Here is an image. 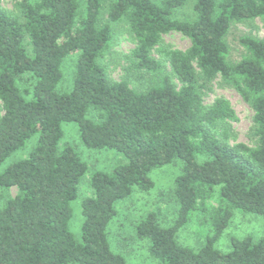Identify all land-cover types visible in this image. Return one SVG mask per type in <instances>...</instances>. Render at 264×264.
<instances>
[{
	"label": "trees",
	"instance_id": "16d2710c",
	"mask_svg": "<svg viewBox=\"0 0 264 264\" xmlns=\"http://www.w3.org/2000/svg\"><path fill=\"white\" fill-rule=\"evenodd\" d=\"M18 1L16 14L0 0V165L39 139L28 158L0 174L2 189H17L0 207V264H128L108 237L116 205L135 187L153 189L150 172L176 160L183 163L173 192L177 220L163 227L150 212L135 227L151 256L159 264H264V237L233 238L228 253L215 248L235 210L264 217V39L242 36L238 62L230 61L227 40L234 24L264 21V0ZM190 4L192 13L179 18ZM116 23L128 24L136 41L125 56L130 68L159 76L145 90L113 80L102 63ZM172 32L191 46L166 45ZM73 54L72 87L60 91ZM218 78L253 109L254 147L231 144L238 117L229 101L205 104L207 85ZM64 123L78 125L89 149L127 161L91 176L81 241L69 230L71 203L89 168L74 147L60 146ZM197 212L209 215L213 231L196 251L178 235Z\"/></svg>",
	"mask_w": 264,
	"mask_h": 264
},
{
	"label": "rangeland",
	"instance_id": "374dc122",
	"mask_svg": "<svg viewBox=\"0 0 264 264\" xmlns=\"http://www.w3.org/2000/svg\"><path fill=\"white\" fill-rule=\"evenodd\" d=\"M30 1L34 2L35 0ZM18 2V0H4L3 6L9 11L19 14L21 11ZM80 2L82 7H84L85 0H80ZM191 13L192 5L190 4L178 13V17L185 18L186 15ZM104 20L107 21L106 16ZM112 27L114 29L113 46L103 58L102 63L113 80H126L132 88L138 91L145 90L153 85L159 76L130 68L125 56L136 47L135 38L126 23H116ZM244 35H252L264 39V21L258 19L233 25L227 37L230 46L229 59L232 62L240 61L245 55V50L239 42V39ZM164 41L166 45L182 51L187 50L191 46L190 39L176 32L165 35ZM77 56V54H73L66 60L64 79L59 85L60 91H68L72 87ZM219 98L229 101L238 117V121L230 122L232 128L231 144L243 143L254 147L257 144V138L254 135L255 113L251 106L243 100L235 88L223 83L220 78L207 85L204 92V101L206 105H211ZM3 114L4 111L0 101V117ZM62 128L64 137L60 146L69 145L74 147L89 168L87 175L78 186L77 199L71 203L73 215L70 220L69 230L78 241H81V230L84 222L82 203L87 197L93 196V191L90 187L91 176L96 172L109 173L116 166L126 164L127 161L123 155L115 151L95 150L86 147L81 141L79 127L76 123H64ZM38 139L39 136L29 139L24 148L12 154L0 165V174L12 163L28 158L32 150L37 146ZM182 167V161L176 160L170 165L152 170L149 178L154 183L153 189L142 191L135 187L130 198L117 203L118 214L108 226V237L112 250L117 254L123 255L128 264H159L150 254V242L139 239L136 235L135 227L150 212L157 214L159 223L163 227H169L177 220V204L175 203L173 192L175 180L182 174ZM16 193L17 189L15 188L7 192L0 187V207L8 197H14ZM218 204L219 199L216 194L210 200L209 207H217ZM210 222L208 214L204 212L195 213L188 225L179 232V242L196 251L201 249L205 245L207 238L212 234L213 230L209 224ZM247 237H251L254 241H259L264 237V217L235 210L231 223L216 242L215 248L222 253H228L232 249L231 241L233 238L243 239Z\"/></svg>",
	"mask_w": 264,
	"mask_h": 264
}]
</instances>
